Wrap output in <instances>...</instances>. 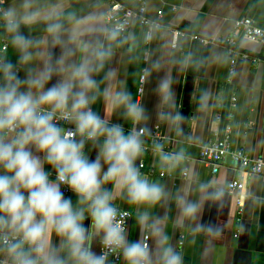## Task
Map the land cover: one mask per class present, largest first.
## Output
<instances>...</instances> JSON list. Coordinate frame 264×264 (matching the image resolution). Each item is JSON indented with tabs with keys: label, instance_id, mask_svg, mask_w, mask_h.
I'll return each instance as SVG.
<instances>
[{
	"label": "clouds",
	"instance_id": "obj_1",
	"mask_svg": "<svg viewBox=\"0 0 264 264\" xmlns=\"http://www.w3.org/2000/svg\"><path fill=\"white\" fill-rule=\"evenodd\" d=\"M110 19L68 0H0V264H111L113 255L123 264H185L170 229L183 230L190 245L202 239L205 251L223 233L201 213L225 190L200 178L171 69L159 59L142 70L140 84L160 73L154 114L183 140L174 151L154 140L151 152L161 175L180 184L172 189L143 171L152 114L110 67L129 38L125 24ZM155 38L152 27L142 34L145 53ZM213 56L226 63L223 53ZM172 62L181 70L203 63L191 54ZM218 100L202 90L198 109ZM133 214L135 239L126 224Z\"/></svg>",
	"mask_w": 264,
	"mask_h": 264
},
{
	"label": "crops",
	"instance_id": "obj_2",
	"mask_svg": "<svg viewBox=\"0 0 264 264\" xmlns=\"http://www.w3.org/2000/svg\"><path fill=\"white\" fill-rule=\"evenodd\" d=\"M115 1L130 8L137 6V0ZM145 2L146 16L156 20L158 13L162 12L163 25L156 31V38L149 45L148 60L144 61L145 46L140 43L142 29L135 25L127 42L116 49L110 67L119 70L120 78L127 82L128 89L134 96L139 93L141 102L152 114V118L146 122L151 129L146 143L150 142L156 126L163 136L176 139V149L183 140V137H177L175 132L154 114L157 95L153 89L160 73L154 72L149 81L140 84L142 70L148 67L151 60L159 59L166 68L171 69L175 110L180 113L186 80L189 77L193 80L189 117L184 132V136L192 137V143L187 146L191 157H195L199 146L208 142L214 134L221 136L226 127H230V139L234 149L243 148L251 158L264 159V47L245 40L233 31V21L244 17L252 19L264 30V0H145ZM68 3L85 11L98 10L105 13L107 9L103 0H68ZM172 30H179L188 35L187 38L179 40L177 50L172 49ZM191 37L206 40L214 38L218 43L205 46L199 40H191ZM229 38L235 40L233 51L237 58L234 76L230 74L227 54L229 47L225 44ZM214 52L223 53L226 63L216 62ZM189 54L193 61H203L199 68L193 64L181 70L178 64L172 62L173 59L183 58ZM244 55L247 58H243ZM10 58L15 60L14 56ZM253 60L257 62L254 63ZM209 88L219 100L212 109L200 111L197 105L198 97L202 90L206 91ZM95 107L102 116L105 114L102 103ZM112 119L114 122H120L118 116L114 115ZM143 163L146 168H153L157 174L160 173L157 160L152 153L145 154ZM194 163L202 180L211 181L225 190L221 202L207 204L201 213L205 222L221 224L224 230L215 240L214 247L207 251L204 249L202 239L195 245H190L183 230L170 229L172 243L182 249L185 264H232L233 252L238 248L251 251L255 257V264L258 258L264 255V204H258L255 199H264V180L259 177L242 176L231 164L213 175L210 169ZM150 177L172 189L180 184L178 176ZM234 179H242L245 189L241 193L229 195L226 185ZM119 207L133 212V209L123 202H119ZM154 211L158 215L161 214L160 209ZM241 226L246 227L241 230ZM128 232L130 238L140 236L134 214L131 215Z\"/></svg>",
	"mask_w": 264,
	"mask_h": 264
},
{
	"label": "built area",
	"instance_id": "obj_3",
	"mask_svg": "<svg viewBox=\"0 0 264 264\" xmlns=\"http://www.w3.org/2000/svg\"><path fill=\"white\" fill-rule=\"evenodd\" d=\"M103 1L107 5L105 14L111 17L110 23L123 22L125 24L124 35L127 37L132 34L135 25H139L143 33L150 27L154 28L156 31L163 27L161 23L162 12L158 13L156 20H151L146 16L145 0H137V6L135 8H130L127 5L119 3L115 0ZM172 10L174 11L175 8H172ZM233 31L234 34H238L245 40L260 44L264 47V30L258 27L252 19L244 17L234 20ZM171 34L173 50H177L179 48L180 39L188 37L185 32L179 30H172ZM191 40H199L201 44L205 46L218 43V41L214 38L206 40L191 37ZM225 44L229 47L227 54L229 57L231 74L234 72L237 58L235 52L233 51V48L235 47V40L233 38H229ZM149 45L146 46L147 53H144V61H147L149 57ZM243 58H247V56L244 55ZM253 61L254 63L257 62L255 60ZM230 133V127H226L223 135L220 136L219 134H214L208 142L199 146L198 153L195 157H192V160L210 169L213 175L218 174L222 168L231 164L234 166L235 170H238L242 174V176L259 177L264 180V159L251 158L243 148L234 149L231 144ZM154 140L160 143H165L166 150L168 151L176 150V139L163 136L159 131V128L156 126L151 135L150 142L148 143L149 151L147 153H152L151 145ZM143 171L150 176H158L161 178L166 176L161 175V173L157 174L153 168H146L145 164ZM244 189L245 183L242 179L231 180L226 185V190L229 195L241 193ZM237 204L239 205V202H237ZM123 211L129 212L127 210ZM130 220L131 216L126 217L127 228ZM182 245L183 241L180 242V246ZM110 260L111 264H122V258L120 256L113 255L110 257Z\"/></svg>",
	"mask_w": 264,
	"mask_h": 264
},
{
	"label": "water",
	"instance_id": "obj_4",
	"mask_svg": "<svg viewBox=\"0 0 264 264\" xmlns=\"http://www.w3.org/2000/svg\"><path fill=\"white\" fill-rule=\"evenodd\" d=\"M192 85H193V80L192 78L189 77L186 80L184 93H183V100H182L181 113L186 117V119L182 124L183 132H185L186 124L189 117V107H190V101L193 90ZM254 259L255 257L251 251L242 250L238 248L233 252L232 264H254Z\"/></svg>",
	"mask_w": 264,
	"mask_h": 264
},
{
	"label": "trees",
	"instance_id": "obj_5",
	"mask_svg": "<svg viewBox=\"0 0 264 264\" xmlns=\"http://www.w3.org/2000/svg\"><path fill=\"white\" fill-rule=\"evenodd\" d=\"M255 264H264V255L260 256Z\"/></svg>",
	"mask_w": 264,
	"mask_h": 264
}]
</instances>
